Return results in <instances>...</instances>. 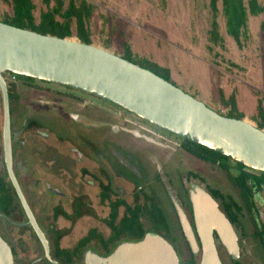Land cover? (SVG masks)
Segmentation results:
<instances>
[{
  "label": "rangeland",
  "instance_id": "374dc122",
  "mask_svg": "<svg viewBox=\"0 0 264 264\" xmlns=\"http://www.w3.org/2000/svg\"><path fill=\"white\" fill-rule=\"evenodd\" d=\"M32 1L35 6L33 15L36 19L37 12L42 8V5L39 0ZM85 1L90 3L93 8L87 22L91 45L120 57L126 55L129 50L131 59L138 64L148 61L166 67L169 71L170 83L220 113L228 112V107L222 104L220 97L225 100L232 94L237 112L242 114V119L253 125L258 121V117L255 115V105L259 101L264 118V0H256L262 7V12L255 16H247L245 31L240 37V47H237L232 38L224 32V20L220 13L216 15V22L221 42L215 45L208 41L207 30L211 17L207 0ZM4 14H10L9 0H0V17ZM68 39L77 40L74 36ZM4 78L14 88V95H11L9 99L10 107L12 109L17 107L16 93H18L20 106L23 109L22 113L35 115L43 121L52 119L55 122L58 120L65 122L68 121L69 114H79L85 117V122L88 125L91 124L88 121L92 119L109 122L114 116L118 118V125L127 128L138 122L137 117L133 114L125 110L113 109L108 101L102 102L99 100L100 98L83 94L82 91L73 88H65L62 85L41 82L37 79L28 83L20 78L11 79L7 73L4 74ZM68 93L75 95L78 100L68 98ZM98 106L107 109L111 107L114 116H108ZM15 114H17L16 110ZM14 123L17 125V119ZM33 134L32 131H28L20 135L24 142L23 147L21 146L22 148L19 149V154L24 155L26 161L20 163V166L19 163H16L19 167L17 171H19L24 195L33 212L41 218L43 225L49 226L51 224L49 217L51 205L59 203L66 212H70L71 193L69 189L78 184L75 183L76 179L73 181L68 175L69 173L55 169L50 161V152H48L50 148L47 147V144H54L59 148L61 145L52 143L50 138L42 140ZM167 136L164 135L166 139L163 143L164 148L153 145L150 147L151 153L156 158L170 161L169 167H173L179 173H183L185 170L197 172L204 178V182L196 180L193 184H198L204 191H206L205 184L216 188L223 195L226 194L230 197L231 200L225 199V202L232 201L237 206H241V210L236 214V226L231 225L236 235L237 244L242 242L241 248L238 245L237 260L241 264H263L259 246L251 235L253 227L257 225L253 218L255 215L242 207L243 195L240 191L255 186L253 194L256 195L257 202L264 201V190H262L264 178L250 176L243 172L240 174V188L238 185L234 186L222 170L187 154L178 147V140ZM131 137V134H122L115 136V139H120L127 144L128 141L131 142ZM138 141L140 142V140ZM62 164L63 170L72 166V163ZM256 174L257 172L254 173V175ZM164 177L168 178L165 171ZM44 182L59 187L64 195L62 197L49 195L45 190ZM167 184L170 185V183ZM155 185L160 187H158L160 191L158 198L171 221L173 202L169 197L167 187L164 185L163 188L159 183L153 184L152 182L150 184L151 188H154ZM91 188L93 187L90 186ZM73 191L76 192L73 189L72 195ZM214 201L218 209L222 211L223 203L219 200ZM82 213L84 214L81 217L72 220L71 223L58 217L52 224L53 227L61 229L62 236L58 241L59 246L71 247L89 227H94L100 234L107 236L106 226L95 218V215L105 217V211L87 209ZM256 215L257 221L264 223V211ZM11 218V221L15 223L23 222V217H19L16 209H14ZM172 220L174 221V219ZM173 221L170 225V233L177 236V240L174 241L175 250L178 258L184 261L188 257V251ZM143 228L146 231H152L151 226L145 222H143ZM162 233L164 234V232ZM0 235L13 247L14 260L19 264H32L34 262L32 260L41 255L39 244L31 230L25 225H7L0 221ZM215 241L221 263L230 264V258L225 249L216 238ZM89 246L99 252L103 251L99 245L93 242H90ZM198 258L199 254L197 253L194 255V259L198 261Z\"/></svg>",
  "mask_w": 264,
  "mask_h": 264
},
{
  "label": "water",
  "instance_id": "95a60500",
  "mask_svg": "<svg viewBox=\"0 0 264 264\" xmlns=\"http://www.w3.org/2000/svg\"><path fill=\"white\" fill-rule=\"evenodd\" d=\"M5 72L92 94L159 129L203 145L264 173V130L244 119L219 114L148 69L102 48L68 38L39 34L0 21L1 164L24 214L26 224L39 242L43 258L50 264L59 263L49 256L47 240L34 219L12 169L10 116L6 80L3 76ZM193 185L202 192L225 221L232 240V247L226 248L225 252L230 259L236 260L238 244L231 224L218 209L213 198L198 184H191L188 191L192 213ZM170 198L189 251L193 255L199 254L197 264H222L213 240L209 238L208 242H203L194 227L195 238L181 208L171 195ZM0 264H13L10 247L1 235ZM71 264H179V262L174 249L166 239L147 232L139 240L118 243L105 256L86 250L82 263Z\"/></svg>",
  "mask_w": 264,
  "mask_h": 264
},
{
  "label": "flooded vegetation",
  "instance_id": "af4514ba",
  "mask_svg": "<svg viewBox=\"0 0 264 264\" xmlns=\"http://www.w3.org/2000/svg\"><path fill=\"white\" fill-rule=\"evenodd\" d=\"M82 93L88 94L85 92ZM54 95L57 94L54 93ZM88 95L94 96L92 94ZM16 96L18 98L17 107H14L12 109V113L9 115L10 141L12 169L15 171L17 177L16 180L19 184L22 193L24 194L23 187L19 179V171H17L19 167L18 165H16V163H19L20 166V163H25L26 161L24 155L19 154V149L23 147L22 145L24 142L23 138H20V135L22 133L25 134V132L28 131H32L34 133L33 135L37 138H40L42 140L50 138L52 143L61 145V147L59 148L57 146L55 147L54 144H47V147L50 148H46L49 150L48 152H50V161L54 165L55 169H57L58 171L61 170L64 173H69L68 175H70L73 181H75L76 179L77 181H75V183L78 184L77 186L69 189L71 193L69 200L70 212H66L59 203H54L51 205L49 214L51 224H49V226L43 225L41 218H39L33 212L31 205L29 204V202L26 201L34 216L36 223L38 224L42 232L44 231L45 233H47L49 237L50 235H57V231H61V229L55 228V226L53 227L52 224L55 223L58 217H61L64 220H68L71 223L72 220L81 217L84 214L82 213L84 210L90 209L92 211H105V217H97V215H95V218L98 221L100 220V222L104 223L108 230L107 236H103L102 234H100L94 227H89L86 229L85 233L81 235L71 247H61L58 243V246L60 248L67 249L70 253L78 256L74 259L72 263H82L83 253L86 250H90L91 252L100 256H105L107 249L104 248L103 241H110V238H112L115 233V230H112V227L110 228L108 226L107 221L110 220L111 214H114L112 226L117 227L125 211H139L140 213L138 221L142 224V226L143 222H145L150 226L164 225L170 230V225L173 221L172 219H174L173 222H175L178 232L180 231L181 233V236L180 234L179 236L183 239L186 248L188 247L180 230L179 221L173 206V213L171 215L170 221L167 217L166 212L164 211L163 204L158 198V194H160V191L158 190L159 186L156 187L155 185V189L151 188L150 186L152 182L153 184L159 183L163 188L165 185L167 187L169 197L171 195L175 199L182 212L184 213L186 220L194 230L192 205L189 200L188 191L191 183L193 184V182H195L196 180L204 182V178L201 177L200 174L192 170H185L183 173H179L173 167H169L170 161L161 160V158H156L150 150V147L153 145L164 148L163 143L164 141H166L164 135L172 136L173 139L178 140L177 145L181 150H183L179 145L180 137H177L169 132L159 129L156 126L140 119L135 115L134 116L137 117L138 122L134 123V126H130L129 128H127L125 126L118 125V118L113 115L114 111L112 110V108L122 111L124 110L111 102H109L112 107H110V109L104 108L103 106H98V108H101V110L104 113L106 112L108 116H114L112 117V121L109 122L100 121L98 119H92L91 121H88L91 123L90 125H88L85 122V117L79 114H69L67 116L68 121L66 120L65 122H63L62 120H58V122H55L52 119L43 121L41 118L35 115L23 114V109L20 106V96L18 93H16ZM67 97L74 100H78L76 96L72 93H68ZM94 97H96L97 99L99 98L97 96ZM99 100L105 102L104 99L100 98ZM15 110L17 111V114H15ZM15 119H17V125L14 123ZM122 134H131V142L128 141L127 144H125L126 142L123 143V141H121L120 139H115V136ZM138 140H140V142ZM1 163L2 162L0 152V168H3ZM62 163H72V166L67 170H63ZM164 171L168 178L164 177ZM255 172H257L256 175H254ZM244 173L258 178H264V175H261V173L256 170L244 169ZM167 183H170V185H168ZM44 186L45 190L48 192L49 195L57 197H62L64 195L62 190L55 185H50L49 183L44 182ZM90 186L93 187L91 189H93L94 191L90 189ZM73 189H75L76 192L73 191L74 194L72 195ZM205 189L210 196V189L219 192L218 198H213L211 196L216 201L219 200L221 203H226L229 201L225 202V199L231 200L228 195H223L218 189L212 188L207 184H205ZM247 189L250 195L248 199L251 201V206L246 208L243 201L245 199L244 196H242L241 205L246 210L251 211L252 214L255 215V217L253 216V218L256 220L257 225H264V223H262L261 221H257L256 215L264 211V201L257 202V197L253 194V192H255V186H250ZM262 190H264V187L262 188ZM240 193H243L242 189ZM223 207L224 206L222 205V212L224 209ZM238 207L239 210L235 212V214H237L241 210V206ZM152 212H160L161 217L152 220V218L150 217ZM5 224H13L17 226L25 225L31 230L29 225L26 224V219L21 223H15L11 220H7ZM231 225L236 226V222ZM50 227L52 228V230L49 229ZM91 231H93L92 234L90 233ZM150 233L152 232L150 231ZM252 233L251 235L253 237ZM32 235H34L33 232ZM164 235H166L165 232ZM61 236L62 235H59L57 242L59 241ZM166 236L169 237L168 235ZM171 236L176 237L177 240L176 235L171 234ZM1 237L8 243L9 247H11L9 242L3 236ZM215 238L216 236L214 234V239ZM80 240H83L82 244H79ZM112 240L113 242L133 241L129 239V237L125 234H119L115 239ZM36 242L39 244L37 239ZM90 242L99 245L103 249V251L99 252L94 247L89 246ZM241 243L242 242H238L240 248L242 247ZM109 246L110 244L107 246V248H109ZM171 246L174 249L178 258V254L175 250L176 248L173 245ZM215 246L217 250V245L215 244ZM187 250L189 251L188 248ZM179 260L180 259L178 258V262ZM32 261H34L32 264H50L43 258L42 249L41 255H39ZM13 264L19 263L13 259Z\"/></svg>",
  "mask_w": 264,
  "mask_h": 264
},
{
  "label": "trees",
  "instance_id": "16d2710c",
  "mask_svg": "<svg viewBox=\"0 0 264 264\" xmlns=\"http://www.w3.org/2000/svg\"><path fill=\"white\" fill-rule=\"evenodd\" d=\"M39 1L42 5V8L38 10L36 19L33 15L35 6L32 0H9L10 14L2 15V17H0V21L18 28L29 29L39 34H47L61 38H69L71 36H74L79 42L91 44L89 29L87 27V22L93 9L90 3L86 2L85 0H66V2H64V0ZM207 5L211 17L209 21V28L207 30V38L211 44L215 45L221 42V37L218 34V26L216 22V15L218 13L222 15L224 20V32L226 33V35L232 38L237 47H240V37L244 34L247 16H255L262 12V7L257 3L256 0H246L245 2L243 0H207ZM121 57L142 68L148 69L162 79L170 82L169 71L166 67H161L155 63H150L148 61H143L141 64H138L131 59L129 50H127L126 55ZM6 73L7 72L3 73V76ZM10 74L17 79H22V81L24 82L30 83L34 80V78L32 77L22 76L14 73ZM40 81L45 82L42 80ZM6 87L8 110L10 115L12 113V108L10 107L9 99L11 95H14V88L9 81H6ZM65 87L70 88L67 86ZM222 99L223 98L220 97L222 104L228 107V112L224 114L218 111L217 112L227 117L242 119V114L237 112L235 108L233 95H229L225 100ZM255 111V115L256 117H258V121L255 123V126L262 129L264 127V118L263 109L259 101H257L255 105ZM179 145L185 152L189 153L195 158L210 165H215L217 168L222 170L226 174L228 180L234 186H241L240 174L244 172V169H251L239 162L232 160L228 156H224L216 151H213L198 143L189 141L185 138H180ZM13 172L16 177L14 170ZM260 173L261 175H264V173ZM242 192L243 196L245 197V199L243 200L244 204L246 208H248L251 206V201L248 199V197L250 196L249 191L247 188H245L244 190L242 189ZM210 193L213 198H218L219 196V192L216 190L210 189ZM222 205L224 206L223 212L228 221L231 224L235 223V212L239 210V207L232 201H229L227 203L223 202ZM14 209L17 210V214L19 215V217H23V221H25L23 212L18 203L14 190L6 177L4 169L0 168V221L7 222V220H11ZM139 213L140 212L137 210L132 212L125 211L117 227L112 226L114 214H111L110 220L107 221V223L110 228L112 227V230H115V233L114 236L110 238V241H103V246L105 249H107L106 255L110 253L118 243H120V241L113 242L112 240L115 239L119 234H125L129 237V239L136 241L141 239L142 236L146 232H148L138 221ZM150 217L152 218V220L160 218L161 213L152 212ZM49 229L52 230L51 227ZM151 230L152 233L161 235L175 247L174 241L176 240V237L171 236L168 227H165L164 225H152ZM162 232H165L169 237L164 235ZM90 233L92 234L93 231H91ZM179 234L181 236L180 231ZM252 234L259 246V252L264 264V225H255L253 227ZM44 235L48 242L49 255L58 263L70 264L76 257H78L77 255L70 253L67 249L60 248L58 246L57 239L59 235H61V231H57V235L55 234V236L50 235L49 237L45 232ZM33 237L35 238L34 235ZM83 240H80L79 244H82ZM109 244L110 246L109 248H107ZM11 253L14 259L15 253L13 251V248H11ZM179 264H197V261L194 259V256L191 254V252L188 251V257L184 261L179 260ZM230 264L241 263L238 260L231 259Z\"/></svg>",
  "mask_w": 264,
  "mask_h": 264
},
{
  "label": "bare ground",
  "instance_id": "6f19581e",
  "mask_svg": "<svg viewBox=\"0 0 264 264\" xmlns=\"http://www.w3.org/2000/svg\"><path fill=\"white\" fill-rule=\"evenodd\" d=\"M191 193L194 207V212L192 213L194 227L197 229L202 241L208 242L209 238H211L215 243L213 236L215 234L217 241L221 243L224 249L231 248L232 240L225 221L213 209L202 192L196 189L194 185ZM190 231H192L193 236L196 238L195 232L191 226Z\"/></svg>",
  "mask_w": 264,
  "mask_h": 264
},
{
  "label": "built area",
  "instance_id": "2783aa9c",
  "mask_svg": "<svg viewBox=\"0 0 264 264\" xmlns=\"http://www.w3.org/2000/svg\"><path fill=\"white\" fill-rule=\"evenodd\" d=\"M11 79H14L15 77L12 76L10 73H7Z\"/></svg>",
  "mask_w": 264,
  "mask_h": 264
}]
</instances>
